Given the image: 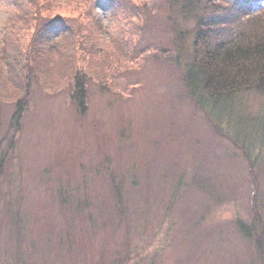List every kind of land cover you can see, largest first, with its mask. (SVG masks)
I'll list each match as a JSON object with an SVG mask.
<instances>
[{"label":"rangeland","instance_id":"374dc122","mask_svg":"<svg viewBox=\"0 0 264 264\" xmlns=\"http://www.w3.org/2000/svg\"><path fill=\"white\" fill-rule=\"evenodd\" d=\"M223 2L216 28L264 16V0ZM134 3L92 0L89 20L80 0H51L53 20L28 29L26 1L0 0V264H264V92L188 88L194 17ZM39 33L51 69L30 71L13 135Z\"/></svg>","mask_w":264,"mask_h":264},{"label":"trees","instance_id":"16d2710c","mask_svg":"<svg viewBox=\"0 0 264 264\" xmlns=\"http://www.w3.org/2000/svg\"><path fill=\"white\" fill-rule=\"evenodd\" d=\"M25 1L27 9L23 10L18 8V16L28 20V23L25 25L26 28L29 29L31 20L35 23L34 26H36V29L39 25L53 20L54 17L50 9L51 0ZM129 1L135 2L133 7L138 5L137 0ZM160 1L162 2V0ZM194 1L195 0H166V7L171 8L172 11L173 9L177 11V9L179 10L181 8L184 14L194 17L196 22V25L191 29L192 32L190 31V34L193 36L192 52H190L189 55L191 58L189 60L190 64L188 62L186 63L189 64L190 70L189 73H186V71L184 73L187 87H192L190 79H193L194 83L198 80L203 89L202 95L216 101L249 90L264 92V16L254 15L251 11L245 14L242 13L241 16L243 18L239 21L235 30H233L232 27L219 29L215 27L214 21L207 20L206 16L219 13L221 8H224L223 0H207L204 5H200L199 3L195 4ZM72 3L73 1L70 2V4ZM80 3L83 5L81 6L80 14L86 16L89 20L91 18L93 20L92 0H80ZM28 4L35 8L33 10L36 11V15L33 17L29 16ZM145 5L147 6L146 2L142 5V12L145 10L146 14L142 15L149 17L150 10ZM72 7H75L74 3ZM135 12L137 17L141 15L138 11L135 10ZM76 20L77 19H75V21ZM77 24L72 27L77 28ZM226 30L230 31L228 35H225ZM36 37L38 38L36 45L33 44V39H35L33 38L29 43L26 59H24L31 63V67L26 76L23 77V84L20 83V87L24 90L25 94L22 98L17 100L16 109L13 112V120L11 122L13 135L20 132L28 106L30 98L29 88L31 87L30 71H34V75L37 76V72L40 74H47L51 69V66L45 65V68L42 70L40 66L41 61H44L43 58L46 56L45 50L50 48L51 38L41 33ZM69 39L71 41L73 40V38ZM43 42H45V49H43ZM32 45L35 46L34 50H31ZM82 45L81 40L80 46ZM46 69L48 70L46 71ZM61 74L63 73H59V77L62 76ZM78 75L77 73L75 75V91H73L71 95L80 112L84 113L87 110L88 91L86 90V84L79 80ZM56 79L59 80L60 78ZM10 94H15V92H10ZM3 101L0 95V110ZM244 154L250 159L248 153L244 152ZM240 226L242 227V231L244 233L246 232L250 237L252 229L244 226V224Z\"/></svg>","mask_w":264,"mask_h":264}]
</instances>
